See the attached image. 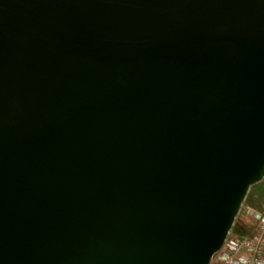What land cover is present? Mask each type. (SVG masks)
Wrapping results in <instances>:
<instances>
[{"label": "water", "instance_id": "95a60500", "mask_svg": "<svg viewBox=\"0 0 264 264\" xmlns=\"http://www.w3.org/2000/svg\"><path fill=\"white\" fill-rule=\"evenodd\" d=\"M264 180V0H0V264H209Z\"/></svg>", "mask_w": 264, "mask_h": 264}, {"label": "built area", "instance_id": "2783aa9c", "mask_svg": "<svg viewBox=\"0 0 264 264\" xmlns=\"http://www.w3.org/2000/svg\"><path fill=\"white\" fill-rule=\"evenodd\" d=\"M244 213L253 222L252 231L242 236L231 231L209 264H264V207Z\"/></svg>", "mask_w": 264, "mask_h": 264}, {"label": "crops", "instance_id": "0c3cea01", "mask_svg": "<svg viewBox=\"0 0 264 264\" xmlns=\"http://www.w3.org/2000/svg\"><path fill=\"white\" fill-rule=\"evenodd\" d=\"M258 184L259 185L261 184V186H259V188L257 189L254 197L252 196V198L250 199V202L247 204L246 208H251L253 210L263 209V207H264V180L255 184V185H258ZM252 187H254V185ZM252 187H251V189H252ZM251 189H250V192H249L247 198H249V195L251 193ZM250 222L252 223V224H250V226H247L244 223L237 224V226L234 228L233 232L239 236H242V235H245V234L251 232L252 228H253V222H252V220H250Z\"/></svg>", "mask_w": 264, "mask_h": 264}, {"label": "trees", "instance_id": "16d2710c", "mask_svg": "<svg viewBox=\"0 0 264 264\" xmlns=\"http://www.w3.org/2000/svg\"><path fill=\"white\" fill-rule=\"evenodd\" d=\"M243 211V209L241 210V212H240V214H239V216H238V218H237V220H236V222H235V225H234V227H233V229H232V231L234 230V228L237 226V224H240V223H244V224H246L247 226H250V220L248 219V217L245 215V213L244 212H242Z\"/></svg>", "mask_w": 264, "mask_h": 264}, {"label": "rangeland", "instance_id": "374dc122", "mask_svg": "<svg viewBox=\"0 0 264 264\" xmlns=\"http://www.w3.org/2000/svg\"><path fill=\"white\" fill-rule=\"evenodd\" d=\"M259 186H261V184L259 185H254V187H252V189H251V193H250V195H249V198H247L246 200H245V202H244V204H243V207H242V209H243V211L242 212H244V210L246 209V207H247V204L250 202V199L252 198V196L254 197V195H255V193H256V191H257V189L259 188ZM241 209V210H242ZM251 223V222H250ZM252 224V223H251Z\"/></svg>", "mask_w": 264, "mask_h": 264}]
</instances>
